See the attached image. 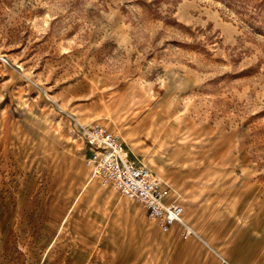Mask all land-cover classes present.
I'll use <instances>...</instances> for the list:
<instances>
[{
  "label": "rangeland",
  "instance_id": "1",
  "mask_svg": "<svg viewBox=\"0 0 264 264\" xmlns=\"http://www.w3.org/2000/svg\"><path fill=\"white\" fill-rule=\"evenodd\" d=\"M1 57L0 264H221L101 186L58 106L230 264H264V0H0Z\"/></svg>",
  "mask_w": 264,
  "mask_h": 264
},
{
  "label": "built area",
  "instance_id": "2",
  "mask_svg": "<svg viewBox=\"0 0 264 264\" xmlns=\"http://www.w3.org/2000/svg\"><path fill=\"white\" fill-rule=\"evenodd\" d=\"M0 60L8 64L4 57ZM58 111L68 117L72 132L86 146L85 164L101 186H112L121 196L140 203L148 219L159 228L176 225L181 239L195 238L207 244L184 217L170 185L150 168L132 163L128 148L103 122L83 121L59 106Z\"/></svg>",
  "mask_w": 264,
  "mask_h": 264
},
{
  "label": "crops",
  "instance_id": "3",
  "mask_svg": "<svg viewBox=\"0 0 264 264\" xmlns=\"http://www.w3.org/2000/svg\"><path fill=\"white\" fill-rule=\"evenodd\" d=\"M51 146V145H50ZM50 146H49V148H50ZM85 146V145H84ZM86 147V146H85ZM88 154V151H87V148H86V155ZM59 158V156L57 157L56 156V154H54L53 156H51V159H53V160H56V159H58ZM165 181V180H164ZM166 182V181H165ZM85 186H86V184H84ZM83 185V186H84ZM84 186V187H85ZM83 187V188H84ZM170 187H172V188H175L174 186H172V185H170ZM171 188V189H172ZM134 201V200H133ZM135 202H137V201H135ZM138 203V202H137ZM140 204V203H139ZM141 205V204H140ZM142 206V205H141ZM144 209V208H143ZM144 212H145V215H146V211H145V209H144ZM183 214H184V211H183ZM147 216V215H146ZM184 217H185V215H184ZM186 218V217H185ZM186 220L191 224V222L186 218ZM192 225V224H191ZM174 228H175V231H176V234H177V236H178V238L179 239H181L180 237H179V235H178V227L176 226V225H172ZM193 226V225H192ZM194 227V226H193ZM195 228V227H194ZM197 231H198V229L197 228H195ZM190 239H192V240H195V238H190ZM184 240V239H183ZM185 240H189V239H185ZM198 240V239H197ZM199 241H201V240H199ZM202 242V241H201ZM203 244H205L204 242H202ZM207 243V242H206ZM206 245V244H205ZM207 247H209L210 249H211V251L216 255V257L218 258V260L220 261V263L221 264H230L226 259H225V257H223L216 249H214L212 246H210L208 243H207V245H206Z\"/></svg>",
  "mask_w": 264,
  "mask_h": 264
}]
</instances>
